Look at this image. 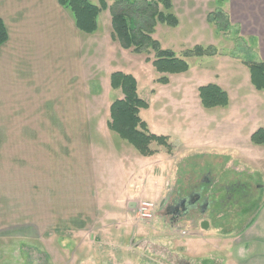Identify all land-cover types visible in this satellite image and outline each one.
Masks as SVG:
<instances>
[{
  "label": "crops",
  "instance_id": "1",
  "mask_svg": "<svg viewBox=\"0 0 264 264\" xmlns=\"http://www.w3.org/2000/svg\"><path fill=\"white\" fill-rule=\"evenodd\" d=\"M225 8L241 37L255 40L254 50L264 62V0H226ZM0 19L8 31V41L0 48V262H15L16 245H33L40 252L32 258L44 264H66L69 247L71 264H98L99 255L101 264H109L105 246L118 242L113 234L133 223L140 199L147 200L148 184L157 198L164 195L163 182L175 173L172 162H159L158 154L140 155L109 129L110 108L123 98L111 87L110 77L126 72L103 71L95 47L102 37L99 28L91 35L82 33L58 0H0ZM108 36L105 46L97 49L113 46L118 52L112 31ZM210 58L219 62L217 55ZM194 59L187 60V73L168 75L169 84L173 77L183 80L182 90L198 97L201 107L198 89L204 85H219L232 98L219 67L212 74L216 81L209 83L202 74H192ZM231 66L226 72L237 87L241 71ZM257 92L262 96L253 94L249 106L264 113V104L257 105L264 91ZM198 148L216 157L243 155L249 165L261 159L235 145ZM239 241L241 264H264V221L249 227ZM97 244L104 249L96 253Z\"/></svg>",
  "mask_w": 264,
  "mask_h": 264
},
{
  "label": "rangeland",
  "instance_id": "2",
  "mask_svg": "<svg viewBox=\"0 0 264 264\" xmlns=\"http://www.w3.org/2000/svg\"><path fill=\"white\" fill-rule=\"evenodd\" d=\"M106 1L110 5L114 2ZM171 1L172 11L180 17L181 24L177 29L160 25L156 39L164 49L172 50L180 57L184 51L197 45L214 46L219 62L212 63L210 57L195 58L190 61L192 74L197 72L209 83L215 82L212 74L216 66L219 67L217 72H220L218 74L222 78L224 75L222 83L231 92L233 99L230 97L231 106L228 109H203L198 97L191 91L182 90L184 82L180 78L173 77L168 86L157 83L161 76L152 63L147 61L154 59L152 53H123L120 46L119 53H115L113 46L108 50L105 47L107 51L97 49L105 46V38L112 31L110 12L101 14L98 33L102 37L98 38L95 47L100 50L96 55L104 67L103 71L120 69L136 78L138 94L149 104L148 109L140 112V117L147 123L150 132L169 137L173 147L170 153L167 148L153 144V149L157 151L155 155H159L157 160L162 163L170 159L171 172H175L163 182L162 197H156V190L151 184L146 186V199L156 207L153 220L148 222L141 217L138 204L133 212V223L113 234L118 242L105 246L106 251L109 250L106 255L110 254L109 264H114V258L116 264H241L239 239L257 221H264V147L254 146L249 139L251 133L264 128V113L257 107L254 109V105L249 106L253 94L261 95L250 83L246 65V62H260L254 50L256 43L255 40L241 37L230 18L226 21V0ZM92 2L99 4V0ZM217 11L223 13L218 23L220 27L213 20L212 23L208 20L209 14L215 15ZM230 62L240 68L241 73H237L240 79L244 78L235 81L239 90L226 72L233 69ZM258 99L259 107L264 104V98ZM212 145L215 148L239 146L241 151L247 150L246 154L253 153L263 160L260 159L256 165H249L243 155L239 157L235 153L238 159H232L228 152L216 157L198 148ZM236 184L241 186L240 191L230 192L238 188ZM141 188L140 183V191ZM191 195L199 196L194 208L187 207ZM147 200L140 199V205ZM203 222H208L207 229H203ZM15 248L19 254L13 264H44L42 260L37 262L32 258L40 252L33 245H16ZM94 249L97 253L104 249V245L97 244ZM3 253L6 255V252ZM65 255L68 256L64 258L65 263L71 264V247ZM80 255L85 258L87 254ZM97 257L98 264H101V255ZM45 264L57 263L53 260Z\"/></svg>",
  "mask_w": 264,
  "mask_h": 264
},
{
  "label": "trees",
  "instance_id": "3",
  "mask_svg": "<svg viewBox=\"0 0 264 264\" xmlns=\"http://www.w3.org/2000/svg\"><path fill=\"white\" fill-rule=\"evenodd\" d=\"M60 5L73 16L78 29L84 34H94L98 30V18L104 11L111 15L112 39L124 50L136 54L154 55L152 63L157 73L161 75L157 83L168 85V75H180L190 69L188 59L214 57L218 52L214 46L197 45L183 52L178 57L175 52L162 48L154 38L158 25L176 28L178 17L173 13L171 0H114L108 6L106 0L99 4L91 0H58ZM225 1V0H222ZM208 20L220 27L219 20L223 17L221 11L215 15L210 13ZM212 17V18H211ZM226 15V21L229 17ZM213 20V21H212ZM8 41V31L0 19V48ZM251 75V83L257 91H264V62H246ZM111 87L120 90L123 98L116 100L111 108L109 129L117 133L123 140L130 143L144 157L157 153L153 144L165 147L171 153L172 145L169 137L159 136L150 132L147 123L140 117V112L149 108V104L138 94V82L132 74L115 72L110 77ZM201 105L205 109L226 108L230 104L228 93L219 85L208 84L198 89ZM255 146H264V128L255 131L251 136Z\"/></svg>",
  "mask_w": 264,
  "mask_h": 264
},
{
  "label": "built area",
  "instance_id": "4",
  "mask_svg": "<svg viewBox=\"0 0 264 264\" xmlns=\"http://www.w3.org/2000/svg\"><path fill=\"white\" fill-rule=\"evenodd\" d=\"M155 208V204L144 201L141 205L139 204L138 211L143 219L150 222L154 218Z\"/></svg>",
  "mask_w": 264,
  "mask_h": 264
},
{
  "label": "flooded vegetation",
  "instance_id": "5",
  "mask_svg": "<svg viewBox=\"0 0 264 264\" xmlns=\"http://www.w3.org/2000/svg\"><path fill=\"white\" fill-rule=\"evenodd\" d=\"M236 187H238L237 189H234V190H229L230 192H232V191H240V189H241V186H239V184H236ZM193 189V188H192ZM228 196H230L229 194H228ZM191 198V200L189 201V203L187 204V207H189V208H194V207H196V201L198 200V198H199V196L198 195H191L190 196ZM177 201V200H176ZM184 204V203H183ZM183 204H181V206L183 205ZM186 206V205H185ZM171 208H173V206H171ZM173 209H175V208H173ZM177 210H178V208H177ZM177 210H175V211H177Z\"/></svg>",
  "mask_w": 264,
  "mask_h": 264
},
{
  "label": "water",
  "instance_id": "6",
  "mask_svg": "<svg viewBox=\"0 0 264 264\" xmlns=\"http://www.w3.org/2000/svg\"><path fill=\"white\" fill-rule=\"evenodd\" d=\"M202 227H203V229H207L209 227L208 222H203Z\"/></svg>",
  "mask_w": 264,
  "mask_h": 264
}]
</instances>
